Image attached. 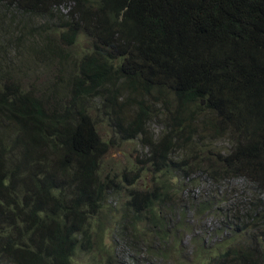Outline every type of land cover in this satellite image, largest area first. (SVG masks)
Masks as SVG:
<instances>
[{"label": "trees", "instance_id": "16d2710c", "mask_svg": "<svg viewBox=\"0 0 264 264\" xmlns=\"http://www.w3.org/2000/svg\"><path fill=\"white\" fill-rule=\"evenodd\" d=\"M108 198L149 264H264V0H0V264H117Z\"/></svg>", "mask_w": 264, "mask_h": 264}, {"label": "rangeland", "instance_id": "374dc122", "mask_svg": "<svg viewBox=\"0 0 264 264\" xmlns=\"http://www.w3.org/2000/svg\"><path fill=\"white\" fill-rule=\"evenodd\" d=\"M81 39L83 42L90 41V38L87 36L81 37ZM81 45L83 46L82 42H81ZM48 71L49 70H47V72ZM39 80H42V79H39ZM20 83L22 84L21 81H20ZM26 87H27V84L25 83V88ZM22 89H23V86H22ZM125 145H123L119 148L111 149L109 151V153L107 154L106 159L109 162H112L114 164L117 163L116 165H119V166L123 163H126V161L130 159V155L132 156L131 160H133L134 156H135V152L133 150L132 143H128ZM105 163H106V160L104 159V164ZM143 181L145 182V184H147V187L144 186L145 184L144 185L140 184L137 186L138 189L150 188L152 186L149 174H145ZM240 184L242 187H246L245 189H248V185L246 183H243L241 181ZM203 185H206V184L203 183ZM197 190L199 192L206 193V191L210 190V188L207 186H203V187L197 188ZM197 190L195 189V191H197ZM123 200L124 199L115 200V199L108 198L107 204L110 205L112 208L111 212L109 213V217H106V218L104 217L105 221L102 223V225L101 224L99 225L96 222H93L91 227H90L91 230H94L95 232L101 233L102 245H104L107 250L111 251V253L113 255L112 258L114 259L115 263H117V264H149V263H155L156 261L151 260L150 258H149V261H145V259L142 257V255H138V254L128 250L127 247H125V245L119 241L118 235L116 233H114V230H110L111 228L109 227V221L108 220H109V218L113 217L114 209L119 206V204L117 202H122ZM116 209H118V208H116ZM118 215H119V213L115 212V217H118ZM178 215H177V217H178ZM185 221H186V223L189 224V226L194 228V230H192L191 232H193V234L198 236V237H202V236L208 237L209 235L214 236V232L217 233L216 237L219 236L218 231L220 229L221 223L218 222L217 219H215L211 213H204V214L200 215V214H194L190 211H187L186 215L184 217V222ZM101 229L103 230V232L101 231ZM190 238H191L190 235L184 236L181 243L185 246H188ZM114 243L116 244L117 251L114 249ZM98 250H99V252H103V249L101 248L100 245H98L97 251ZM93 255L97 257V254H96L94 247L90 251H87V252L82 251L76 255L75 259L73 260V264H92L91 263V257ZM98 258H99V253H98Z\"/></svg>", "mask_w": 264, "mask_h": 264}, {"label": "clouds", "instance_id": "9594fccd", "mask_svg": "<svg viewBox=\"0 0 264 264\" xmlns=\"http://www.w3.org/2000/svg\"><path fill=\"white\" fill-rule=\"evenodd\" d=\"M51 73L54 75V72L53 71H51ZM64 81H66V78H64ZM136 144L138 145V147H140V145H141V143H140L139 140H136Z\"/></svg>", "mask_w": 264, "mask_h": 264}]
</instances>
